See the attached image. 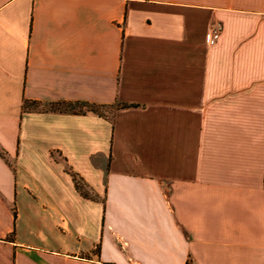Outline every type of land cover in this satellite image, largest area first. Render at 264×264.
Masks as SVG:
<instances>
[{
	"label": "crops",
	"instance_id": "0c3cea01",
	"mask_svg": "<svg viewBox=\"0 0 264 264\" xmlns=\"http://www.w3.org/2000/svg\"><path fill=\"white\" fill-rule=\"evenodd\" d=\"M0 264H264V0H0Z\"/></svg>",
	"mask_w": 264,
	"mask_h": 264
},
{
	"label": "built area",
	"instance_id": "2783aa9c",
	"mask_svg": "<svg viewBox=\"0 0 264 264\" xmlns=\"http://www.w3.org/2000/svg\"><path fill=\"white\" fill-rule=\"evenodd\" d=\"M216 36H217V34H216V32H214V33L210 36L209 41L212 42V40H214V39L216 38Z\"/></svg>",
	"mask_w": 264,
	"mask_h": 264
},
{
	"label": "trees",
	"instance_id": "16d2710c",
	"mask_svg": "<svg viewBox=\"0 0 264 264\" xmlns=\"http://www.w3.org/2000/svg\"><path fill=\"white\" fill-rule=\"evenodd\" d=\"M73 178H74V180H75V183H76V185H77V183H78V181H77V179L73 176ZM78 186H79V188H80V190H81V187H80V185L78 184Z\"/></svg>",
	"mask_w": 264,
	"mask_h": 264
},
{
	"label": "rangeland",
	"instance_id": "374dc122",
	"mask_svg": "<svg viewBox=\"0 0 264 264\" xmlns=\"http://www.w3.org/2000/svg\"><path fill=\"white\" fill-rule=\"evenodd\" d=\"M78 183H79L80 187L83 188V185H82L80 180H78Z\"/></svg>",
	"mask_w": 264,
	"mask_h": 264
}]
</instances>
